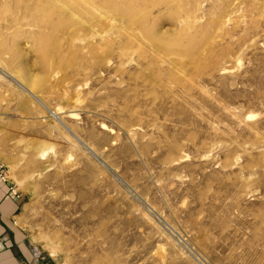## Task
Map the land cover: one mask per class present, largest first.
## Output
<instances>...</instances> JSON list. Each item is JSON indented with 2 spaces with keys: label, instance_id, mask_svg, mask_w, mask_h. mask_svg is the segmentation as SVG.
Segmentation results:
<instances>
[{
  "label": "rangeland",
  "instance_id": "374dc122",
  "mask_svg": "<svg viewBox=\"0 0 264 264\" xmlns=\"http://www.w3.org/2000/svg\"><path fill=\"white\" fill-rule=\"evenodd\" d=\"M0 163L26 264H264V0H0Z\"/></svg>",
  "mask_w": 264,
  "mask_h": 264
},
{
  "label": "crops",
  "instance_id": "0c3cea01",
  "mask_svg": "<svg viewBox=\"0 0 264 264\" xmlns=\"http://www.w3.org/2000/svg\"><path fill=\"white\" fill-rule=\"evenodd\" d=\"M19 203L20 198H13L6 185L0 182V264H26V261H31L25 236L17 231L13 220Z\"/></svg>",
  "mask_w": 264,
  "mask_h": 264
},
{
  "label": "built area",
  "instance_id": "2783aa9c",
  "mask_svg": "<svg viewBox=\"0 0 264 264\" xmlns=\"http://www.w3.org/2000/svg\"><path fill=\"white\" fill-rule=\"evenodd\" d=\"M0 182L6 185V190L8 193L15 199H18L20 197V194L18 190H16L15 184H13L9 179L8 176H6V171L3 166V164L0 163ZM35 255H37V252H34Z\"/></svg>",
  "mask_w": 264,
  "mask_h": 264
},
{
  "label": "bare ground",
  "instance_id": "6f19581e",
  "mask_svg": "<svg viewBox=\"0 0 264 264\" xmlns=\"http://www.w3.org/2000/svg\"><path fill=\"white\" fill-rule=\"evenodd\" d=\"M53 112V111H52ZM54 114V113H53Z\"/></svg>",
  "mask_w": 264,
  "mask_h": 264
}]
</instances>
